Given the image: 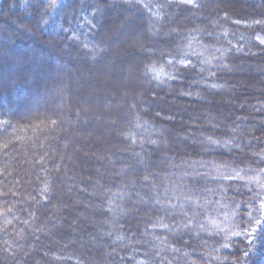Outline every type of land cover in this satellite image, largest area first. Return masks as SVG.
Wrapping results in <instances>:
<instances>
[{
    "label": "rangeland",
    "instance_id": "rangeland-1",
    "mask_svg": "<svg viewBox=\"0 0 264 264\" xmlns=\"http://www.w3.org/2000/svg\"><path fill=\"white\" fill-rule=\"evenodd\" d=\"M199 1L200 6L195 9L197 11L194 13H186L174 8L164 11L165 20L164 17L162 20L151 18V22H148L146 17H140L138 9H133L132 6L119 5L108 8L107 14L102 15L103 25L98 31L100 35L98 45L84 39L87 46L91 48L88 54H81L78 48H70L67 41L53 37H47L44 42H41L42 44L40 43L43 46L42 51L38 50L34 53L35 62H33V55L30 52L21 53L30 58L31 63L34 64V67H31L29 63L26 66L36 72L38 67H40L39 69L43 67L42 70H44V77L38 84L39 87L32 88L29 92L13 98L14 103L17 100L20 104L27 101L24 103L28 108L26 111L35 112L37 110L39 113L34 118L36 121L25 119L24 122L28 121L31 123L29 126L36 128L42 124L46 127L43 129L46 135H50L52 133L49 132L52 130L50 125L56 117L58 123L62 124L67 114L74 113L69 128L64 126L62 129L66 133L67 141L61 140L59 143L61 158L65 159L66 164L70 166L71 160L78 158L77 163L83 173L86 170L82 167H88L90 162L93 168L94 166L96 169L100 168L96 170L91 182L81 183L78 176L75 178L76 180L65 179L66 193L72 200L73 207L77 209L67 205H58L56 208L53 204L51 205L52 219L55 213L59 217V214H63L66 209L69 213L75 214L72 221L82 222L86 230L87 227L93 229V234L105 235L111 240L109 247H106L98 239L86 241L81 233H77L75 230L71 232V234L73 233L72 238L77 239L82 246L86 247L90 242L94 251L106 247L103 254L106 262L109 259H114L112 256H115L116 259L131 258L132 264H247L253 241L260 238L259 234H261L264 221L263 94L252 99L250 104L246 103V100L252 98L253 94L258 91L256 88H254L256 90L249 88L247 92H240L239 101H224L225 107L237 112L233 116L235 121L232 124L224 125L215 121V115L206 110L189 114L183 113V105L184 107H193L196 101L204 100L196 89L206 88L210 86V83L207 84L198 78H192L194 80L185 85V91L183 89L176 90L171 86L161 87L159 83H153L154 79L147 71V59L143 56L144 54L149 56L157 54L159 51L157 40L162 39L164 43L172 41L173 37L179 34L181 21L185 19L188 20V25L191 27L209 23L212 29H218L219 19L237 26L236 21L231 20L228 16V11L232 9L239 11V14L246 12L260 14L257 16L260 22L249 21V30L246 29V32L238 30L241 34L235 35V38L238 42L246 44L245 47L238 48L240 49L239 54L248 55L250 53V56L262 54V50L257 49V51L250 52L253 41V37L251 39L250 36L260 32V38H264V31H261L264 30V0ZM95 4L97 5V3ZM220 5H224L222 10L219 9ZM17 7H19L18 3ZM97 7L100 12V6L97 5ZM217 10H220L218 15L216 14ZM204 11H212L213 16L205 17ZM150 14L152 15V13ZM97 15L94 17L96 18ZM26 16L20 12L6 14L3 11L0 17L12 25L16 43L19 40L24 42L28 39L29 44L31 43L29 37L34 36L33 38L36 40L32 39V42L35 44L40 41L37 39L40 37V30L34 22L26 19ZM252 26L253 28H251ZM0 28L2 31L4 30L2 27ZM92 28L94 29V26ZM253 30L254 32L250 34L249 31ZM232 31L237 30L234 28L230 31L222 30L207 34L213 35L214 38L219 39L221 36V39L228 40L227 36L230 34L229 32L232 34ZM5 33L6 31L3 35ZM261 49H264V46ZM229 50L236 53V50L229 47L226 49L217 48V51L213 52L212 59L221 62V67L227 70L226 72H233L234 75L244 78L247 65L255 63L248 61L247 65L233 63L227 65L225 61H227ZM55 54L63 59L62 63L55 62ZM97 57L99 63L98 61L94 62ZM66 62L74 66L73 78L70 80L72 83L70 90L74 94L69 99L67 98L68 101L65 96L60 97L61 92H64L67 87L64 81L62 83L61 81L43 83L45 76L48 79L49 73H56L57 76L63 75L62 70L64 67L67 68ZM42 64L47 66L44 67ZM236 66L237 68H235ZM208 67L212 69L214 65L210 63ZM207 70L203 71L204 76L208 75ZM23 71L25 72L24 68ZM6 72H9L13 76L12 78L17 75L8 69L7 65L1 63L0 82L8 81L9 78L1 75ZM187 78L190 80L189 77ZM183 80L180 79L177 82ZM48 82L50 81L48 80ZM260 82L264 84L262 77ZM4 84L6 85V83ZM225 86H227L226 83H221L211 86V90L220 88L224 91ZM150 87L155 93L157 90L162 93H156V96L151 94L147 98L145 90ZM224 94L221 93L222 96ZM15 108L19 110L18 107ZM77 109L78 111H76ZM129 115H131V120L127 133L131 135L127 133L125 135L127 127L123 128L126 126H123L125 121L123 118L128 120ZM143 115L153 116L158 119V123L155 126L146 124L145 117L140 118ZM170 123H173L174 126L177 125L181 135L173 134L171 139ZM257 127L258 129H256ZM123 129L124 131H122ZM217 131L220 134L215 136L213 133ZM210 132L212 133L210 134ZM52 134H56V132L53 131ZM134 136L138 137L136 141L133 140ZM172 140L181 149L185 144H189L193 147L194 152L200 153L201 156L197 163L180 166L173 165L172 163L176 161L170 160L167 162H171V164H165L166 160L171 159L168 157L169 150L167 149L172 147ZM121 143L126 147L129 144L131 147L129 150L132 151L127 150L128 148L120 150ZM147 147H149L148 150ZM157 152V157H159L157 168L159 170L155 171L153 168L155 162L152 157ZM214 154L216 156L223 154L229 157L241 155L249 157L250 160L244 162L243 167H228L219 163L217 159L215 160ZM20 161L21 167H23L22 159ZM150 161H152L151 168L154 172L148 168ZM76 168L74 170L77 172ZM9 169H5L8 175L11 173L19 175L16 169ZM20 171L25 172L23 168ZM108 174L109 177H107ZM135 175L140 176L143 186L137 184ZM103 178L116 180L117 184L112 183L114 187L107 185L103 190L105 194L112 192L109 195L111 201L107 202L105 211L108 214V220L98 223L93 220L92 216L101 213L100 206L86 204L83 198L91 200L97 198L100 189L103 188ZM112 196L114 198H111ZM79 197L82 198V201L79 200ZM164 198H169L170 201L165 203ZM27 199L31 200V198ZM128 202H130V208L125 206ZM124 207L131 216H138L137 214L141 216L139 211H144L145 214L154 211L156 215L159 214L153 216L157 223L151 224L150 221L147 222L149 223L147 226L145 225L148 233L142 231V237L148 240L143 239V245H151L148 258H141L134 253L136 251H126V249L129 250L128 246L138 245L142 240L139 241L131 234L126 236L122 234L118 220L122 218ZM162 216H165L169 221L166 222L164 218L160 219ZM70 222L65 223L66 229L74 223L70 224ZM59 224L60 222L56 221L51 227L54 228ZM102 226H106L108 232L103 233ZM167 233L175 237L183 236L180 247H174L168 243L171 238H169V234L166 238ZM23 238L21 237L19 240L23 242ZM78 248L79 250L83 249L81 246ZM118 249L124 253L123 256L117 253ZM58 261L59 259H55V263ZM124 263V260L119 261V264ZM16 264L23 263L17 258Z\"/></svg>",
    "mask_w": 264,
    "mask_h": 264
},
{
    "label": "trees",
    "instance_id": "trees-1",
    "mask_svg": "<svg viewBox=\"0 0 264 264\" xmlns=\"http://www.w3.org/2000/svg\"><path fill=\"white\" fill-rule=\"evenodd\" d=\"M17 3L19 7H17ZM95 3L100 6V12ZM199 3V0H192L191 3H188L187 0H0V16L3 11L6 14L13 12L24 13V15H27L26 19L34 22L35 26L40 30V37L37 38L40 40L39 42L34 44L31 41V43L28 44V39H26L24 42L19 40L16 43L12 25L0 17V27L4 29L2 31L0 28V50L3 49L0 52V69L2 63L7 65L8 69L13 71V73L17 74L14 78H12L13 76H11L9 72H6L7 74H1L9 79H7L8 81L0 82V89L2 88V90L5 89L7 92H12L11 97L6 100V98H4L5 96H1L2 90H0V264H16L17 258H19L23 264H119V261L121 260H124V264H132L131 258L116 259L115 256H112L114 259H109L107 260L108 262H106L103 255L104 249L111 246V240L103 234H93V229L89 227H87L86 230V227L82 222L79 223L76 220L72 221L75 217L74 213H69L68 210L64 209L63 214H59L58 217V214L55 213L54 218L52 219L53 214L51 213V205L54 204L56 208L58 205L73 207L72 200L69 198V195H67L65 190V179L76 180L75 178L78 176L81 183L91 182L96 170L100 169H96V166L93 168L90 162L88 167H82L86 170H84L85 172L83 173L81 167L78 166V158L76 160H71V166L66 164L65 159L61 158V148L59 149V143H61V140L67 141L66 133L62 129L64 126H68L69 128L71 121H73L72 118L74 113L71 112L67 114L62 121V124L58 123L59 121L56 117V119L51 122L50 128L52 130L49 131L52 133L55 131L56 134L51 133L52 135H46L43 130L44 128L46 129V127L42 124L38 125L36 128L29 126L31 123L28 121L24 122L25 119L34 120V118L39 115L38 111H26L28 108L25 107L26 104L24 105V103H27V101L20 104L17 100L14 103L13 98L15 96H20V94H24L25 92H29L32 88L39 87L38 84H40L44 77V70H42L43 67H41V69L38 67V71L36 72L26 65L29 63L31 67H34L33 62L36 60L34 58V53L38 50L42 51L43 46H41L40 43L44 42L45 38L53 37L61 41H67V45L70 46V48H78L81 51V54H88L91 48L90 46H87L84 39H88L92 44L98 45L100 39L98 31H100L99 29H101L103 25L102 15L104 16V13L107 14L109 10L108 8H114L119 5L132 6L133 9H138V15L140 17H146L148 22H151V18H159V20H162L165 15L164 11L173 10L174 8L176 10H183L186 13H194L197 11H195V9L200 6ZM223 8L224 5H220L219 9L222 10ZM219 12L220 10H217L216 14L218 15ZM238 12L239 11H233V9L228 11L229 18L231 20L234 19L238 24L237 26L219 19L220 24L218 25V29H212L209 23H202L201 26H197L198 28L196 26L191 27L188 25L189 22L187 19L184 21L182 20L179 34L173 37L172 41L170 40V42L164 43L162 39L157 40V49L159 48L157 54L152 56L143 55L144 58L146 57L147 59L148 63L146 64V67L148 74H151L154 79L152 80L154 81L153 83H159V86L161 87L171 86L176 90L183 89L185 91V85L188 84L189 81L197 78L207 84L210 83V86H207L206 88L199 87L196 89L197 92H200L199 96L204 99V102L198 100L194 103L193 107H184L183 105V113L189 114L191 112L196 113L201 110H206L215 115V121L223 123L224 125L232 124L235 121L233 116L237 112L234 109L225 107L223 103L224 101H239L241 95L240 92H247L249 88H256L258 91L253 94L252 98H248L246 103L249 102L250 104L252 99L259 97V94L260 96H262V94L264 96V84L260 82L261 77L264 81V49H261L264 46V38H260V32H256L254 36H250L251 39L253 37L252 51L250 52L262 50V54H256L254 56H250V53L248 55L239 54L240 49L238 48L245 47L246 44L238 42L235 38V35L241 34L238 30H249V21L252 23L255 21L260 22V19L257 17L260 16V14H253L250 12L239 14ZM97 13H99L100 16L97 15ZM150 13H152V15ZM203 14L205 17L213 16L212 11H204ZM95 15H97L96 18L94 17ZM163 19L165 20L166 17ZM93 26L94 29L92 28ZM234 28L238 32L232 31V34L229 32L230 34L227 36L228 40L224 38L221 39V36L218 39L214 38L213 35L211 36L207 34L217 33V31L222 30L230 31L232 29L234 30ZM251 28H253V26ZM160 29H162V27H160ZM4 31H6L5 35H3ZM261 31L264 30L262 29ZM249 32L252 34L254 30ZM216 36L218 37V35ZM257 38L260 39L258 40ZM225 47H229L233 50L238 49L236 50V53L229 50L227 61H225L227 65L230 63L247 65L246 63L248 61L255 63L247 65L248 68L246 67V70L244 71V78L234 75L235 73L233 72H226L227 70L221 67V62H218L217 59H212L213 52L217 51V48L226 49ZM22 52H30L33 55V62L31 63L30 58L23 56L21 54ZM47 54L49 55V53ZM54 56L56 57V63L63 62V59L57 54ZM97 61L99 63L98 57L94 62ZM39 62L40 60L38 63ZM210 63L214 65L212 69L208 67ZM66 65L67 68L64 67L62 70L63 75L57 76L55 75L56 73H49L48 79L45 76L43 83H58L60 81L62 83L64 81L67 87L65 88L66 90L64 89V92H61L62 94L60 97L63 98L65 96V99H69V97L74 94V92L70 90V85L72 84L70 80L73 78L72 71H74V66L69 62H66ZM42 66L45 67L47 65L42 64ZM23 68L25 72L23 71ZM235 68H237V66ZM206 69H208V75L206 74L207 76H204ZM183 75L189 77L190 80ZM180 79L184 80L182 82H177ZM48 80L50 82H48ZM4 83H6V85ZM221 83H226L227 85L225 86L224 91L220 90V88H213V90H211V86H217ZM237 86H239L238 89ZM156 93L161 94L162 92L157 90ZM156 93L151 87L145 90L147 98H149V95L151 94L156 96ZM221 93L225 94L222 96ZM15 107H18L19 110ZM149 110L152 111L151 109ZM76 111H78V109ZM148 114H150V112H148ZM59 115L62 116L61 114ZM259 116L261 117V115ZM143 117H145L146 124H152L155 126V124L158 123V119L151 115L140 116V118ZM130 120L131 115H129L128 120L123 118V126L126 125L123 128L125 129L127 127L124 132L125 135L128 128H130ZM176 126L177 125L174 126L173 123L169 124L170 130H172V133L170 134L171 139L173 134L181 135V132L178 131ZM124 129L122 131H124ZM256 129H258V127ZM211 133L212 132H210V134ZM127 134L131 135L130 133ZM213 134L216 136V134H220V132L217 131ZM136 137L137 136L133 137L135 138L133 139L134 141L138 139V137ZM130 148L129 144L127 147L122 143L120 144V150H129ZM148 149L149 147H147V150ZM167 150H169L168 157L171 159L166 160L165 164H171V162H167L170 160L178 162H173V165L177 164L180 166L197 163L201 156L200 153L194 152L191 145L185 144L181 149L173 142V140L172 147ZM129 151L131 152L132 150ZM157 155L158 152L152 157L155 162L153 163L155 171L159 170L157 168V162H159V157H157ZM204 155L207 156V154ZM213 158L228 167H243L244 162L250 160L247 156L237 155L235 157H229L223 154L218 156L214 154ZM21 159L24 165L23 167H21L20 164ZM151 162L152 161H150L148 167L150 171L153 170L151 168ZM161 164L164 166L163 163ZM6 168H10L9 170L16 169V172H18L19 175L16 176V173L8 175L5 172ZM22 168L26 173L20 171ZM75 168L78 169L77 172L74 170ZM154 170L152 172H154ZM109 174L107 177H109ZM134 178L137 184L143 186V181L140 176L135 175ZM11 182H13V186L11 185ZM112 183L117 184L116 180L113 181V179L109 180L103 178V188L100 189L99 196L93 200L85 197L83 198L86 204H93L97 207L100 206L99 210H102L101 213L92 216L93 220L98 223L103 220H108V214L105 211L108 205L107 202L111 201L109 200V195L112 194V192H107V194H105L103 190L107 185L112 186ZM27 198H31V200ZM111 198L114 197L112 196ZM81 199L82 198L79 200ZM168 199L169 198H164V202L166 203V201H170ZM125 206L130 208V202ZM139 213H141V216L137 214L138 216L133 215V217L129 211L127 210L126 212L125 209L124 213H122V218L118 220V224L122 228L123 235L126 236L131 234L139 241L142 240L138 245L135 244L134 246H128L129 250L126 249V251H136L134 253L141 258H148L150 255L149 247L151 245H143L144 240H148L142 237V231L144 230L146 234L148 233L147 228L145 227V225L147 226L149 224L147 222L151 221V224L157 223V220H154L153 217L156 214L154 211L149 214H145L144 211H139ZM144 218L147 220H144ZM162 218L165 220L167 219L165 216L160 217V219ZM56 221L60 222L59 226L52 228L51 225ZM68 221H72L70 224L74 223L73 225L67 224L69 227L66 229L65 223ZM167 221L169 220H166V222ZM262 226L261 234H259L260 238L254 239V243L251 246V253L249 252L250 254L247 259V264H264V221ZM102 227L103 233L108 232L106 226ZM74 230L75 232L77 231V233H81L83 238H86V241L98 239L100 242L104 243L106 247H104V249L101 247L99 250L94 251L91 248L90 242L86 247L80 245V242H78L77 239L72 238L73 233L71 234V232ZM146 234L144 233V235ZM168 234L169 233L166 234V238H168ZM169 235V238L171 239H169L168 243L171 246L180 247L181 238L183 236L175 237L171 234ZM21 237H24V245L22 246L21 244L23 242L19 240ZM242 245L245 246V244ZM78 246L83 247V249L79 250ZM34 248L35 250H32ZM117 253H120L121 255L124 254L121 253L120 250ZM230 253L232 254V252ZM55 259H59V261L55 263Z\"/></svg>",
    "mask_w": 264,
    "mask_h": 264
},
{
    "label": "bare ground",
    "instance_id": "bare-ground-1",
    "mask_svg": "<svg viewBox=\"0 0 264 264\" xmlns=\"http://www.w3.org/2000/svg\"><path fill=\"white\" fill-rule=\"evenodd\" d=\"M29 39H31V41H32V39H34V38L32 36H30ZM11 93L12 92H9V91L7 92L4 89V90L1 91V96H5L4 98H6V100H8L11 97Z\"/></svg>",
    "mask_w": 264,
    "mask_h": 264
},
{
    "label": "snow or ice",
    "instance_id": "snow-or-ice-1",
    "mask_svg": "<svg viewBox=\"0 0 264 264\" xmlns=\"http://www.w3.org/2000/svg\"><path fill=\"white\" fill-rule=\"evenodd\" d=\"M187 2H188V3H191V2H192V0H187Z\"/></svg>",
    "mask_w": 264,
    "mask_h": 264
}]
</instances>
